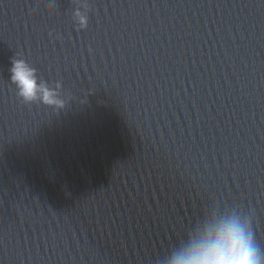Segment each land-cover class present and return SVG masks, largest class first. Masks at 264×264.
Masks as SVG:
<instances>
[{"label":"clouds","instance_id":"obj_1","mask_svg":"<svg viewBox=\"0 0 264 264\" xmlns=\"http://www.w3.org/2000/svg\"><path fill=\"white\" fill-rule=\"evenodd\" d=\"M80 24L86 27L87 19L81 16ZM10 72L11 81L25 103L39 100L49 106L64 107L54 89L37 83L36 70L26 61L13 60ZM165 264H264V250L257 242L249 217L220 213L207 217L184 242L171 250Z\"/></svg>","mask_w":264,"mask_h":264}]
</instances>
